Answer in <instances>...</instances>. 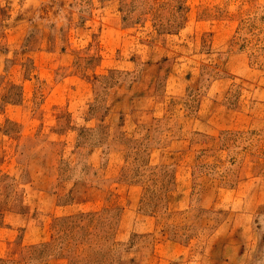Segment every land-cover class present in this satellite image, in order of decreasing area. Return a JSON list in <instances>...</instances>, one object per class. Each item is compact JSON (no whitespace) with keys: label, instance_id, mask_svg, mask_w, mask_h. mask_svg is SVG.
Wrapping results in <instances>:
<instances>
[{"label":"rangeland","instance_id":"1","mask_svg":"<svg viewBox=\"0 0 264 264\" xmlns=\"http://www.w3.org/2000/svg\"><path fill=\"white\" fill-rule=\"evenodd\" d=\"M150 67L165 96L147 126L131 87ZM203 101L215 132L194 128ZM111 143L128 162L102 207L0 264H128L153 246H184L164 264H264V0H0V223L33 207L48 156L82 175Z\"/></svg>","mask_w":264,"mask_h":264},{"label":"crops","instance_id":"2","mask_svg":"<svg viewBox=\"0 0 264 264\" xmlns=\"http://www.w3.org/2000/svg\"><path fill=\"white\" fill-rule=\"evenodd\" d=\"M181 41H185L184 36L181 38ZM156 90L154 70L152 67L145 68L142 70L138 80L131 87V92H135L133 97L134 103L131 107L136 108L140 117H142V120L139 119V122L137 121L138 124L145 123L147 126L151 125L156 108H158L165 96ZM208 107L205 101L201 103L198 111L200 116L194 122V128L207 129L210 132H215L219 129V126L215 121L214 115L206 111ZM211 112L212 110H210ZM36 120H38L37 117L32 119L28 118L24 121L27 123V121ZM41 121L44 120H38L39 123ZM56 121L55 119L54 122L56 123ZM128 121H125L126 124H128ZM76 131V127L71 126L66 132L69 135V133ZM184 139V137L174 139L173 142L184 141ZM106 146L105 151L101 148L98 152V149L94 148L88 152L87 163L89 169L83 171L82 175L59 174V163L56 155L53 154V156L47 157V166L49 165L48 174H51V177L48 175V178L44 179L42 184H38V194L33 201V207L26 204L21 209L16 210L15 208H10L4 215V221L0 223V258L7 256L12 250L18 249L16 246L21 247L48 241L51 238V222L61 214H71L78 209L95 211L102 207L108 192V181L111 176V171L116 170L117 173L122 172L124 165L128 162L126 159V151L122 146L116 143H111V145ZM67 151L65 149V152ZM68 153H72V150H69ZM77 154L78 152L76 151L75 156ZM153 154L154 152H152ZM58 155L62 157L61 154ZM53 163L55 164L54 167ZM150 163H154V156L151 157ZM51 165L52 167H50ZM72 165L70 164V166ZM56 182H58L57 185ZM128 185L137 187L138 183H128ZM65 193H71L72 199L68 202L59 203L60 196ZM22 197L24 198V203H28L31 200L28 199L26 192L23 193ZM36 209H38L40 215H35ZM183 247L153 246L150 250L146 251L148 253L138 256L135 261L129 258L130 262L128 264H164L165 261L167 262L172 257L173 254L171 253L180 252ZM53 259L62 264H68L65 256H58Z\"/></svg>","mask_w":264,"mask_h":264}]
</instances>
